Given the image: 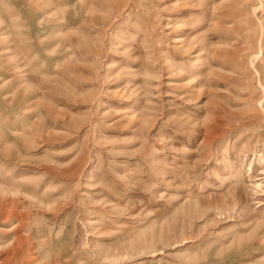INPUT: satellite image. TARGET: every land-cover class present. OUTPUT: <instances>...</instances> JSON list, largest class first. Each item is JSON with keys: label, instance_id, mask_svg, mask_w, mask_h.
I'll return each mask as SVG.
<instances>
[{"label": "rangeland", "instance_id": "obj_1", "mask_svg": "<svg viewBox=\"0 0 264 264\" xmlns=\"http://www.w3.org/2000/svg\"><path fill=\"white\" fill-rule=\"evenodd\" d=\"M0 264H264V0H0Z\"/></svg>", "mask_w": 264, "mask_h": 264}]
</instances>
